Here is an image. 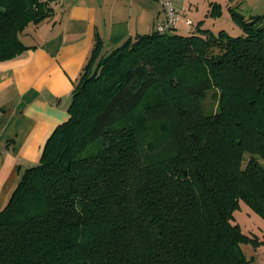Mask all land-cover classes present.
Masks as SVG:
<instances>
[{"label":"trees","instance_id":"16d2710c","mask_svg":"<svg viewBox=\"0 0 264 264\" xmlns=\"http://www.w3.org/2000/svg\"><path fill=\"white\" fill-rule=\"evenodd\" d=\"M55 1L0 0V60ZM229 11L242 35L95 42L67 120L0 208V264H245L241 242L264 246L234 212L264 218V14Z\"/></svg>","mask_w":264,"mask_h":264},{"label":"crops","instance_id":"0c3cea01","mask_svg":"<svg viewBox=\"0 0 264 264\" xmlns=\"http://www.w3.org/2000/svg\"><path fill=\"white\" fill-rule=\"evenodd\" d=\"M195 1L174 0L184 8V17L193 20L187 25L180 19L177 30L206 27L212 32L207 23L218 22L233 0H205L202 17L196 15ZM160 2L56 0L48 18L24 28L20 37L28 48L0 60V208L21 173L39 161L54 127L67 120L73 85L95 42L100 41L103 54L129 36L152 31ZM214 4L220 6L218 15H210ZM232 23V29L239 27Z\"/></svg>","mask_w":264,"mask_h":264},{"label":"rangeland","instance_id":"374dc122","mask_svg":"<svg viewBox=\"0 0 264 264\" xmlns=\"http://www.w3.org/2000/svg\"><path fill=\"white\" fill-rule=\"evenodd\" d=\"M160 2L161 0H155ZM164 1V0H162ZM172 3L177 6V8L184 9L180 7L181 4L176 5L174 0H171ZM205 0H196V15L201 17L205 14L207 9L205 5ZM264 0H233L230 5L231 7L243 16H247L249 12L252 13H262L264 11ZM229 5V6H230ZM182 6V5H181ZM187 9V8H185ZM227 8H225L224 13L218 19V22L210 21L207 23L212 32L218 34L219 28H223L230 35H242L243 32L239 27L232 29V26L235 25L232 23L233 19L230 17V13ZM200 18V17H199ZM214 20V19H213ZM181 24V23H179ZM219 26L217 27V25ZM217 27V28H215ZM97 145H94L90 151H94ZM247 155L244 156L242 165L244 166L247 162ZM235 212V222L241 226L242 230L253 237L256 235L258 237L264 238V218H262L257 212L243 201H239V206L234 210ZM241 249L244 252L245 256L248 258V261L245 264H262L264 262V246H256L250 240L241 242Z\"/></svg>","mask_w":264,"mask_h":264},{"label":"built area","instance_id":"2783aa9c","mask_svg":"<svg viewBox=\"0 0 264 264\" xmlns=\"http://www.w3.org/2000/svg\"><path fill=\"white\" fill-rule=\"evenodd\" d=\"M160 8L159 17L155 20L153 26V29L159 33L174 28L180 19H183L187 25H192L193 23V20L184 17V10L177 8L171 0H161Z\"/></svg>","mask_w":264,"mask_h":264}]
</instances>
